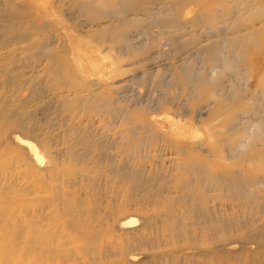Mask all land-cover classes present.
<instances>
[{
    "label": "rangeland",
    "instance_id": "374dc122",
    "mask_svg": "<svg viewBox=\"0 0 264 264\" xmlns=\"http://www.w3.org/2000/svg\"><path fill=\"white\" fill-rule=\"evenodd\" d=\"M263 6L0 0V264H264Z\"/></svg>",
    "mask_w": 264,
    "mask_h": 264
},
{
    "label": "bare ground",
    "instance_id": "6f19581e",
    "mask_svg": "<svg viewBox=\"0 0 264 264\" xmlns=\"http://www.w3.org/2000/svg\"><path fill=\"white\" fill-rule=\"evenodd\" d=\"M264 7V6H263ZM264 12V11H263ZM260 13V12H259ZM256 14V13H254ZM264 27V26H263ZM264 30V29H263ZM262 30V31H263ZM1 105V103H0ZM3 106V105H2ZM1 108V107H0ZM3 113V112H2ZM1 113V114H2ZM4 115V114H3ZM2 117V116H1ZM3 118V117H2ZM5 118V117H4ZM8 119V118H7ZM19 119V118H17ZM1 120V119H0ZM21 121V120H20ZM20 124V122H19ZM22 125V124H21ZM23 126V125H22ZM6 130V128H5ZM264 131V130H263ZM15 133V132H14ZM23 138V137H22ZM10 139V138H9ZM12 140L15 141L16 143H20L22 147H25L28 149V151L30 152L32 158H33V163L37 166V167H41L43 165V158L40 156L41 154L38 152L37 148L31 143V142H28V141H23L22 139L19 138V141H18V137L15 136L14 138L12 137ZM135 224V221L133 219H129L127 221H124L121 222L119 224V228L120 229H126L128 227H132V225Z\"/></svg>",
    "mask_w": 264,
    "mask_h": 264
}]
</instances>
